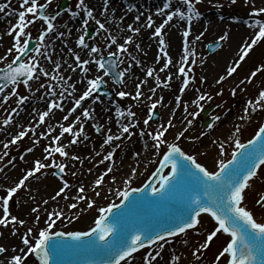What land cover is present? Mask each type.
Instances as JSON below:
<instances>
[{
  "label": "rangeland",
  "instance_id": "obj_1",
  "mask_svg": "<svg viewBox=\"0 0 264 264\" xmlns=\"http://www.w3.org/2000/svg\"><path fill=\"white\" fill-rule=\"evenodd\" d=\"M62 1L63 0H51V3L45 8V14L49 15V17L54 16L57 5ZM68 1L69 6L67 10L57 15L53 23L55 26L65 25V22L77 24V27L73 28L71 33L68 31L73 43V45L70 43V47L72 46L71 49H74L73 52L71 49H68L71 52L65 57V60L67 61L68 59L69 63L67 64L65 61H60V69L57 73L54 71L55 65L49 68V64L47 63L49 60L41 56H37V59L45 70L57 77H64L62 74L68 69V66L70 67L73 65L75 67V70H73L74 73L81 78L80 81L69 84L74 85L75 90L68 87V80L70 79L67 78H71V74L64 77L67 83L62 82L59 78L52 80L50 77L45 78L41 75L39 80L31 81L28 87L23 83L10 86L0 95V197L6 195V188L15 186L26 174V171L34 167L36 160H40L45 164H50L51 160L54 158L57 163L66 165L63 179H58L53 176L52 170L55 168L47 167L36 173L33 177H30L25 182V187H22L14 194L12 200L9 202V220L11 216H15L18 220H23L25 223L20 225L19 223L13 224L10 222L7 227L0 225V246L7 249L5 253L0 255V264H9L13 255L21 254L19 251L20 249L27 251V246L23 244V237L27 233V230L32 229L29 239L34 243L39 231L46 228L47 218L50 212L62 213L61 218L56 220L53 226V232L86 231L91 228L95 220L102 215L99 209L113 205L121 198L117 195L118 191L137 187L148 177L163 153L167 150L168 144H178L185 153L193 155L197 162L205 165L210 170H216L217 162L220 159L227 161L232 152L236 149L235 140L238 138L241 143L249 140L256 133L264 120V102H262L259 107L247 105L249 113L251 114V119L249 121L242 122L238 117H235L237 126H231L230 130L227 132H224L223 129L220 128V126L225 123L224 117L230 115V112L233 110L232 108L235 107L238 100H241L242 105H245L249 99L253 101L255 91L259 92L264 88V71L257 73V76L252 78L251 83H248L246 79L257 67L264 65V40L252 47L248 53L249 55H247V59H245L246 61H243L241 67L238 68L234 76L226 79L213 88L202 89L205 80L203 75L205 74L206 77H209L213 72L218 73L224 63V61L219 63L216 61L219 53H225L228 46L232 43V40L234 41L236 38V36L231 38V34H228L227 38L221 41L219 38L223 35L222 32H220L219 35H214L212 27L219 23L218 17L225 18L226 20L231 17L249 20L253 9L264 7V0H236L235 3H232V0H201V2L196 5L199 17H194L191 23L190 37L193 42L191 47L194 50V55L190 56L189 62L185 64L186 71H188L189 77L191 78L190 82L183 91H181V88L184 86H181L176 91L172 89V92L166 96H157V93L165 91L166 88L171 86L172 79L171 81L167 80V77L169 75L172 77L173 74L170 72V69L171 67H175L174 71L179 74L177 67L182 60H178L174 66L169 65L168 68L170 69L166 68V72H162L160 71L161 67L158 68L155 66L150 68L149 54L147 56L139 55L138 63L140 65L135 67L133 59L135 57L134 55L137 53V47L134 42L127 45L128 51L126 53H121L117 56L119 57V71L124 72L122 84L119 87H117L110 78L103 76V71L98 70L95 63H90L87 66H94L93 69H95V71L88 73L82 72L75 60L77 55L80 56L81 60H92L93 57L99 59L100 57L96 54H89V50L92 46H98L101 49L103 57H106L110 52H116L118 45L124 44L125 38L129 36L124 35V38H121L122 42L118 44L119 40H117V44L107 47L109 33H111L112 37H115L114 24H116V21L111 20L113 15L111 14L108 16L99 11H95L93 17L89 18L85 12H82L79 14L82 15L80 20L74 19V21H72L73 14L77 13L79 0ZM162 1L164 2L165 0ZM104 2L105 0H85V4L92 8H95V5L103 6V4H105ZM0 3L9 4L5 12L0 13V68H4L12 63L16 55L13 48V37L15 33L12 35H8L7 33L11 26L17 23V17L9 15V13L22 9L21 0H0ZM39 3L44 4L46 0H39ZM143 13L146 14V12ZM75 17H77V15H75ZM202 17L207 18V24L204 26L203 23L199 24V19ZM30 18H32V16L28 14L27 19ZM85 19H88L86 26L83 24ZM96 20L105 23L109 32L101 30ZM133 21L134 19L130 22L134 23ZM147 23V19L142 21V24L146 25L144 27L148 29V34L155 39H159V37L154 35V29L157 26L153 25L152 27H147ZM221 23H223V21ZM89 26H93L94 29L91 42L85 41V43L89 45V48L78 46V37H84L85 30H87ZM46 27L47 25L43 21L37 19L35 23L30 24L25 31L31 32L32 39L38 40L39 35ZM186 27L187 26H185V28ZM168 29V27L163 29V36L167 34ZM63 31L62 29H54L53 32H56L54 36L55 39L53 37L49 39L48 34L43 44L39 45L42 51L46 50L50 56H53L52 53L54 54V51L52 45L55 40L60 39L63 35L66 37ZM60 33H63V35H60ZM253 35L254 30L249 29L245 40L242 42H244L245 45L246 43H251ZM197 36H200L199 40L195 39ZM228 38L231 39L228 41ZM56 42L58 47L63 44V40ZM217 42L221 45L220 49L211 55L208 54L206 50L207 45ZM242 42H236L234 49ZM10 48L13 49L11 53L8 51ZM158 54L164 66L167 58L160 49ZM32 55L35 56L36 54L32 53ZM56 59H58V57ZM193 60L195 63H192ZM212 63H215V66L212 65ZM46 65L48 69H46ZM150 69L154 70L152 76L147 75ZM77 71H81V75L77 73ZM97 75L103 76L106 89L114 93L112 96L104 99L98 94L94 96L93 93L92 97L95 99L98 97L100 99L93 103H91V101L90 103L87 102V104H90L88 108H85L82 102L81 108L79 107L81 110L79 115H73L75 111L71 113V116L68 115V120H65L64 115L63 118H61L62 114L59 109H52L49 116L45 118V122H39L40 108L47 107L45 110L47 111L49 102L52 100H56L60 103L59 94L61 91H64L65 88L67 91H64V100H66V97H68V94L71 92L74 93V97L82 95L81 93L87 90V80L95 78ZM139 75L147 80V85L150 90H147L145 93L142 92V96L139 99H134L133 97L137 91V85L140 86L139 90H142V84L138 83L140 79ZM157 77H159L160 80L159 86L156 79ZM178 79L180 84L183 83V76L179 74ZM242 80L245 82L241 83ZM80 82L81 85H79ZM41 84L45 86L40 87ZM164 84L168 86L165 87ZM235 84H243L244 87V91H242L238 98L232 95ZM49 85L52 86V90L56 93L55 96L48 93ZM57 85H63L64 87H57ZM13 87L16 89V95H12ZM120 91L130 93L131 95L121 98L118 95ZM201 95L205 96L204 100H198V97ZM3 96H8L7 102H4ZM20 97H27V99L24 100L23 103H20ZM74 97H68L67 104L70 108L74 107ZM142 98H146L147 100L144 105H140L139 103ZM166 99H168L169 102V114L161 108V104L164 103ZM156 101H160V103L157 104L153 113H158V119L152 121V114L149 124L145 125L143 122L149 117L151 105ZM210 103L213 104L209 106L212 111L203 120L201 114H198L195 118L189 115V113H199L202 109L208 107ZM185 105H187L186 110ZM197 105H199V107ZM82 106L84 109L89 110L90 119L82 115L84 110ZM253 108L255 111H253ZM118 109L123 110L127 116L121 123L113 124L111 121L115 120V118H110L109 115L111 112H117ZM129 111L135 113V116H128ZM9 115L12 116V121L5 126L3 121ZM76 117L80 118L78 122L76 121ZM211 118H213V123L209 127L201 129L202 123L204 121H210ZM189 120L192 121L190 126L187 123ZM55 121L58 122V125L55 124ZM168 121L172 122V126L165 133L164 139L166 143L161 145L160 149L157 151L153 147L154 141L147 135V132L156 133L160 130L161 125L166 126ZM70 123L74 125L80 123V127L83 126V132L80 133L78 137V143L71 144L73 137L65 133L58 143L67 146L65 151L68 152V156L61 157L56 153L54 157L45 159V157L48 156L45 149L50 146H57L53 144L52 138L59 136L61 131L60 126H67ZM126 124L134 125L130 128L131 134L120 133V130L122 131V127ZM185 128H187V131L184 137L177 141L176 136ZM237 128H239L238 132L236 131ZM49 129H51L50 134ZM34 130H39V133L34 134ZM141 130H144L145 135L141 136ZM21 131L27 134L16 143H11L12 139ZM42 133L44 136H41ZM108 135L114 137L120 136L121 139H114L110 144H105L104 142ZM85 137H87V139H85ZM140 140H143V145H141ZM205 140L208 142L207 145L210 146L208 148L210 151L205 150L201 145L197 144L198 141ZM34 141L38 142L34 143ZM221 143L225 146L223 156L220 155ZM5 144L8 145L7 148L4 147ZM29 149H31V151H29ZM5 152H7V155H4ZM109 152L113 153L112 159L105 160L104 157ZM136 153H139V155H136ZM73 156L79 157V159H72ZM21 157H23V159H21ZM109 167L112 168V171L107 173L103 183L97 186L95 181L102 173H105ZM133 169H135V175H133ZM113 177L115 178L114 180ZM64 181H67L70 187L66 189L64 193L57 196V192L63 187ZM81 186L85 189L83 193L77 191V188L79 189ZM97 192H99V195L96 194ZM81 195L85 197L83 200L78 199ZM53 197L55 198L53 199ZM45 201H47V203H45ZM90 202L92 203V207H88ZM73 203L77 205L74 209L69 207V205ZM34 208H38V211H33ZM37 216L39 217L38 222L36 219ZM0 217H3L2 208H0ZM53 219H55V217H53ZM214 226L215 224L207 216H202L201 224L197 226L198 232L194 230L188 231L178 237L168 239L167 243L161 242L163 243L162 249H158L156 245H154L152 248L132 256L127 264H144L145 256L150 252L155 255L157 251L160 252V255L156 257L152 264H163V253L168 256V259H171L174 255V250L185 245L194 247L196 255H194L193 264H214L215 258L221 250L227 236L218 234V237H214L213 241L209 243L206 249H201L197 252L200 244L206 240L207 234L213 230ZM14 229L15 234H13ZM197 256H199V259H197ZM24 264L41 263L36 256L28 255Z\"/></svg>",
  "mask_w": 264,
  "mask_h": 264
},
{
  "label": "snow or ice",
  "instance_id": "obj_2",
  "mask_svg": "<svg viewBox=\"0 0 264 264\" xmlns=\"http://www.w3.org/2000/svg\"><path fill=\"white\" fill-rule=\"evenodd\" d=\"M201 0H165L162 7L158 9V14L165 16L166 18L163 22L155 27L154 35L159 37V44L161 45L160 51L167 58L166 63L160 71L168 68L172 64V59L168 56L166 51V42L163 36V29L166 25L172 22L174 19L180 21H185L187 27L183 31V47H182V61L178 68V73L183 76V86L181 91L186 88L190 82V77L188 71H186L185 64L189 62L190 56L194 55V50L190 45L189 37L191 36V23L193 18L199 17V12L196 5L199 4ZM236 0H232L235 3ZM51 3V0H46V3L40 4L39 0H21V9L19 11H13L9 15H14L17 17V23L12 25L8 31V35L15 33L13 39V48L16 52L15 58L7 67V69L0 70L5 74L0 75V94L9 86V84L16 86L23 83L26 87L29 86L31 81L39 80L40 76L43 75L45 78H51L56 80L59 78L62 82L67 83L66 79L62 76H53L50 72L45 70L41 65L37 56L44 57L45 59L51 61V56L46 50L41 49L39 45H42L45 41L46 36L54 31L55 25L53 21L56 16L49 17L45 14L44 9ZM108 3V0H105ZM7 4L0 3V13L5 12ZM77 7L83 8L87 17H93V10L85 4V0H79ZM31 14L32 19H27V15ZM73 15H78L74 13ZM259 17V18H258ZM39 19L43 21L47 27L41 32L38 38V46L29 50L31 32H26L25 29L29 27L30 24L35 23ZM140 17L137 16L136 20L139 21ZM147 27H152L154 24L152 16L147 18ZM88 19L83 21L86 26ZM99 28L104 32H109L106 28L105 23L100 20H96ZM245 24L250 29L254 30V35L251 38V43H246L245 46L241 47V55L239 59L234 62L232 66L227 69V75L231 76L240 67V63L248 55L249 51L258 42L264 40V7L259 9H253L249 20L245 21ZM258 29V30H257ZM128 30L134 33H139L140 28H134L133 25H128ZM63 35V33H60ZM202 35V34H201ZM227 38V33L222 35L219 40L223 41ZM195 39L199 40L200 36ZM132 43V37H126L124 44H120L117 47L116 52H110V57H117L121 53H126L128 51L127 45ZM117 44L115 37L108 35L107 47ZM78 45L83 48H89V45L85 43L83 36L79 38ZM139 48V45H136ZM13 49H9V53ZM31 53H35L33 56ZM89 54H96L100 58L95 57L92 60H81L80 56L75 57L77 65L80 67L81 71L88 73L90 71L87 67L90 63H95L98 70L103 71V76L109 75V71L114 64L110 61L106 66L103 62L104 57L101 53V49L98 46H92L89 50ZM54 71L57 73L60 69V64L55 63ZM192 63H195L193 60ZM75 70V69H73ZM152 69L148 70L147 75H153ZM264 71V65L257 67L251 72L247 79L248 83H251L252 78L257 76V73ZM103 76L97 75L95 78L87 80V90H85L82 95L74 100V107L69 110V115L75 112L77 108L81 106L82 101L88 97H92L94 92H98L101 86L105 83ZM121 82L124 77V72L119 73ZM67 79H70L67 78ZM159 86V77L156 78ZM172 77L169 75L167 77L168 81H171ZM223 77L220 78L222 82ZM245 81H241L244 83ZM41 84L40 87H44ZM167 87V84H164ZM69 87L75 90L74 85H69ZM140 86L137 85V91L135 93L134 99H139L142 96V92L139 90ZM64 91H67L65 88ZM64 91L59 94V100L62 101L64 98ZM154 91V90H153ZM236 90L233 89L232 93L235 95ZM48 93L55 96L56 93L52 90V86H48ZM16 89L13 87L12 95H16ZM118 95L123 98L125 96L131 95L130 93L120 91ZM98 99V97H96ZM27 97H20V103H23ZM205 96L201 95L198 100H204ZM4 102H7L8 96H3ZM162 100V98H161ZM264 101V90L259 92V100ZM160 101H156L151 105L150 115L144 120V124L148 125L149 120L152 118L153 110L156 109L157 104ZM195 103V102H194ZM253 101L249 99L246 105L250 106ZM199 107V105H197ZM52 109H62V104L58 103L56 100L49 102L48 110L39 114V122L44 123L45 118L49 116ZM187 105H185V110ZM245 114L248 113L249 109L246 106ZM253 111L255 109L253 108ZM199 113H189V115L195 118ZM82 115L85 118H91L88 109H84ZM122 115V113H121ZM128 116L134 117L135 113L129 111ZM65 120H68V115L64 116ZM79 117H76V121H79ZM12 121V116L9 115L3 124L7 126ZM190 126L192 121L187 122ZM74 124H69L68 126L61 125V131L59 136L53 137L52 142L56 144L55 147L46 148L45 151L48 153L49 157H54V154L58 153L61 157H67L68 152L65 151L66 145H61L58 142L60 138L64 136L65 133L70 134L73 138L71 144L78 143V137L80 133L83 132V126L80 127L78 132H74ZM132 124H126L122 127L123 133H130V128L133 127ZM172 126V122L168 121L167 125H161L160 130L156 133L147 132V135L154 141L153 147L158 151L161 145L166 143L164 139L165 133ZM31 130V129H30ZM187 128L180 131L176 136V140H180L184 137ZM239 131V128L236 129ZM51 129H49V134ZM27 133L21 131L18 133L11 141V143H16L18 140L22 139ZM141 136L145 135L144 130H141ZM41 136H44L42 133ZM87 139V137H85ZM114 139H121L120 136L108 135L105 144H110ZM38 141H34L37 143ZM5 148L8 147L7 144L4 145ZM236 151L232 152L231 159L225 161L220 159L217 162L216 170H210L205 165L197 162L193 155L185 153L181 147L176 144H168L167 151L163 153L162 158L159 160V167L156 168L153 173V177L156 178L155 182L149 181L141 188H126L123 191H118L117 195L122 197L120 205L113 204L109 207H102L99 212L102 214L98 219L95 220V227H92L89 231H55L53 232V226L56 220H59L62 216L61 212H50L47 218L46 228L40 230L35 242L33 243L29 239V235L32 229H28L27 233L23 237V244L27 246V251L20 249L21 254L13 255L9 264H24L25 259L28 255H35L39 258L41 264H49L50 253L53 256H60L67 251L72 250H92L101 254L108 256L107 264H121L122 261L127 264L134 253L145 247H151L156 245L158 249L163 248V243H167L169 238H174L180 234L186 233L188 230H194L198 232L197 226L201 224L202 214L209 215L215 222L213 230H211L207 236L206 240L200 244L197 252L201 249H206L209 243L213 241L214 237H218V234L227 236L224 241L221 250L215 258L214 264H264V219H258L257 214L250 210L246 206V189L250 188V181L257 176V169L264 165V126H260L255 139L249 140L247 144L241 143L237 138L235 140ZM31 151V149H29ZM225 151L224 144H220V155L223 156ZM99 154V153H98ZM4 155H7L5 152ZM139 155V153H136ZM113 156L112 152H109L104 159L111 160ZM23 159V157H21ZM72 159H79V157L73 156ZM47 167H53L58 169L60 173H63L66 165L63 163H57L53 158L50 164L42 163L40 160H36L34 167L26 171V174L20 179L15 186L5 189L6 195L0 197V208L3 211V217H0V225L7 227L11 222L13 224L19 223L23 225L25 222L23 220H18L17 217L11 216L9 220V202L12 200L14 194H16L22 187H25V182L33 177L36 173L40 172L42 169ZM165 169L169 171L165 174ZM112 168L109 167L105 173L95 181L96 185L99 186L103 183L105 175L111 172ZM133 175H135V169H133ZM63 179V177H61ZM115 178L113 177V180ZM128 183V182H126ZM158 184V187L156 186ZM70 185L67 181H64L63 187L57 192V196L64 193ZM149 189L151 192L149 193ZM78 191L83 193L85 191L84 187L81 186ZM99 195V192L96 193ZM179 194L180 200V210L170 217L166 218L164 221L158 223L155 227L146 228L142 231H137L135 234L131 233H120L117 234L115 239L113 229L107 227L106 221L108 216L115 215L117 219L123 214L121 212H115L114 209H120L124 207H135L140 202H151V203H166L173 197ZM55 197H53L54 199ZM67 198V197H65ZM85 197L82 195L78 197L79 200H83ZM128 201V205H124V202ZM47 203V201H45ZM255 203L260 206L259 212L260 216L264 217V195H261ZM70 208H76L75 203L69 205ZM88 207H92V203L88 204ZM33 211H38V208H34ZM107 215H103V214ZM55 217V219H53ZM37 222L39 217H36ZM159 228L160 230H157ZM15 234V229L13 230ZM186 243V242H185ZM7 251L4 247L0 246V254ZM160 252L157 251L155 255L151 252L148 253L144 258V264H152ZM196 255V252L193 253ZM199 259V256H197ZM174 261L179 260V257H174Z\"/></svg>",
  "mask_w": 264,
  "mask_h": 264
},
{
  "label": "bare ground",
  "instance_id": "obj_3",
  "mask_svg": "<svg viewBox=\"0 0 264 264\" xmlns=\"http://www.w3.org/2000/svg\"><path fill=\"white\" fill-rule=\"evenodd\" d=\"M165 2V1H164ZM162 0H108V3L103 4V6L101 5H95V8L89 7L93 10V14L95 13V11H99L101 13H104L108 16H110V14L113 15L112 17V21H116V24H114V36L116 37V40L118 41V44L121 41V38H124V35H128L132 37V42L135 43V45H139V48H137V53L134 55V59H133V64L134 66H139L140 64L138 63V58L139 55H143V56H147L148 54L150 55V59H149V64H150V68H153L155 66H157L158 68H163L162 65V60L161 57L159 56V49L161 48V45L159 44V39H155L154 37L150 36L148 34V29H146L144 26V24H142L143 20H146L148 18V16H152L154 24L156 26H159L163 20L166 18L165 16L159 15L158 14V9L162 7V4L164 3ZM100 8V9H98ZM82 12H84L83 8L79 7L77 10V17H75V19L80 20L82 15ZM143 12H146V14H144ZM100 13V15H101ZM98 16V15H97ZM96 16V17H97ZM139 16L140 19L139 21L136 20V17ZM122 19V20H121ZM134 19V23H131L130 21H132ZM218 22L215 26L212 27V31L214 33V35H219L220 32H222V34L224 35L225 33L231 34L230 36H232L231 38H233V36L236 38L234 39V41L232 40V43L228 46L227 51L225 53H222L218 55L217 57V62H222L223 66L219 69L218 73H212L209 77H206L205 74L203 75L205 80H204V84L202 89L205 88H213L214 86L222 83L223 81H225L226 79L234 76L236 74L233 73V75L228 76L227 75V69L232 66L234 64V62H236L239 59V56L241 55L240 49L241 47H243L245 44L244 42H242L243 40H245L246 35L248 33V30L250 29L249 27L246 26L244 19L241 18H229V19H225V18H219L218 17ZM195 20V19H194ZM200 23H203V26L206 25V21L207 18H200L199 19ZM72 21H74V19H72ZM223 21V23H221ZM114 23V22H113ZM131 24L133 25L134 28L138 27L140 28V32L139 33H134L128 30V25ZM65 28L64 31H69V33H71V30L73 28L77 27V24H70L69 22H65ZM185 26H187L185 21H180L178 19H174L172 22H170L168 25H166L165 27H168V32L167 34L164 36L165 42H166V51L168 53V56L171 57L172 59V64L171 65H175L176 62L178 60H182V47H183V31L185 30ZM200 27V26H198ZM197 27V28H198ZM80 30V29H79ZM251 30V29H250ZM237 34V35H234ZM55 33L51 34V37H54ZM228 38V41L231 39ZM190 45H193V42L191 40V37L188 38ZM63 40V44H61L59 47L57 46V42H54L52 45V49L54 50V57L51 56V61H47V63L49 64V68H51V66L55 65L53 62L55 63H59L60 61H65V63H69V60L67 59V61L65 60L66 56L70 53L68 49H70V43H72L71 38L69 35H66V37L62 38ZM242 42L241 44H239V46H237L235 49V43L236 42ZM182 46H181V45ZM244 44V45H243ZM242 45V46H240ZM230 54V55H229ZM249 55V54H248ZM58 57V59H56ZM248 56L245 57V59H247ZM244 59V60H245ZM243 60V61H244ZM243 61L240 63V67L243 63ZM246 61V60H245ZM244 61V62H245ZM166 63V62H165ZM181 64V63H180ZM66 65V64H65ZM64 65V66H65ZM212 65L215 66V63H212ZM63 66V67H64ZM179 64L177 69L179 68ZM75 67L73 65H71L70 67L68 66V69H66V71L62 74L64 75V77H67V75L71 74L72 77L69 80L68 83V87L70 83L76 82V81H80L81 78L78 77V75H76L73 71ZM90 68V67H89ZM143 68V67H141ZM175 67H171L168 68L170 69V72H172V82H171V86L169 88H166L165 91H161L160 93H157V96L162 95V96H166L169 93L172 92V89H174V91L178 90L181 86H183V83H179V74H177L174 71ZM46 69H48V66L46 65ZM65 69V67H64ZM90 70L93 71L92 68H90ZM167 69H164V71L162 72H166ZM154 73V72H153ZM223 77L222 82H218L220 81V78ZM139 81L138 83L142 84V90L141 92L145 93L147 90H150L149 86L147 85V80H145V78H142L139 75ZM264 83V81H263ZM81 85V82L80 84ZM57 87H64L57 85ZM78 88V87H76ZM234 89L236 90L235 95H233V97L238 98L242 91H244V87L243 84L239 85V84H235ZM77 90V89H76ZM264 90V88L262 89ZM260 92V91H259ZM259 92L255 91V96L253 98V104L252 106H258L264 102V101H260L259 103H257V101L259 100ZM69 96H73L74 97V93L71 92L70 94H68ZM68 97H66V100H62L60 103L62 104V109L59 111L61 112V118H63V115H69V110L71 109L70 107H68ZM80 97V96H78ZM78 97H74V99H78ZM146 98H142V100L139 102L140 105H144L146 104ZM89 102V100L87 101ZM87 102H85L83 104V106L85 108H88L90 106V104H87ZM169 102L168 99L165 100L164 103H162V107L163 110L169 114ZM86 105V106H85ZM82 106V108L84 109V107ZM247 105H242L241 100H238L236 102V105L234 108H232L233 110L230 112V115H228L227 117H224L225 123H223L220 128L223 129L224 132H227L230 130L231 126H235L237 124V120L235 117H238V119H240V121H249L251 119V114L248 113L245 114V107ZM248 107V106H247ZM81 108V107H80ZM76 109V112L73 114H77L79 115L81 112V110ZM47 109V107H42L40 108V113L45 111ZM58 111V110H57ZM122 113V115H121ZM113 115V116H112ZM71 116V115H70ZM127 116V114L123 111L118 109V111L116 112H111L109 117L110 118H115V120H112L111 122L113 124H117V123H121L123 119H125ZM58 117V116H57ZM56 117V118H57ZM55 118V120H56ZM55 124L58 125V122L55 121ZM73 124V123H70ZM60 126V125H59ZM68 126V125H67ZM237 126V125H236ZM60 128V127H59ZM61 129V128H60ZM80 130V123L76 124L73 128L74 132H78ZM39 130H34V134H38ZM120 133H122V131L120 130ZM141 141V145H143V140ZM207 141H198L197 144L201 145L205 150L210 151L208 148L210 147L209 145H207ZM142 149V148H141ZM215 154V153H213ZM194 247L191 245H185L182 246L180 248H176L174 250V255L171 259H168V256H166L164 253L162 254V259L163 264H193L194 263ZM179 257V260L174 261L173 258L174 257Z\"/></svg>",
  "mask_w": 264,
  "mask_h": 264
},
{
  "label": "water",
  "instance_id": "obj_4",
  "mask_svg": "<svg viewBox=\"0 0 264 264\" xmlns=\"http://www.w3.org/2000/svg\"><path fill=\"white\" fill-rule=\"evenodd\" d=\"M261 195H264V165L259 168L257 176L250 181V188L246 189V206L257 214L258 219H264V217L260 216V206L255 203ZM128 203L127 201L125 205ZM123 209L124 208H121V210ZM158 212L159 204L152 203L150 215L153 216ZM77 252L78 250L67 251L60 256H53L50 253L49 264H80L73 258V256H77ZM94 256H96L98 260L91 264H103L108 262V256L105 254L95 253ZM122 264H125V262L123 261Z\"/></svg>",
  "mask_w": 264,
  "mask_h": 264
}]
</instances>
